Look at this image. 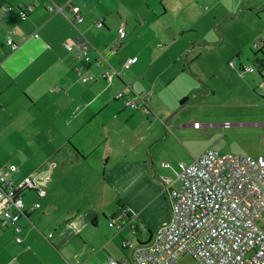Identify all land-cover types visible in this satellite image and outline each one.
I'll use <instances>...</instances> for the list:
<instances>
[{
    "label": "crops",
    "instance_id": "0c3cea01",
    "mask_svg": "<svg viewBox=\"0 0 264 264\" xmlns=\"http://www.w3.org/2000/svg\"><path fill=\"white\" fill-rule=\"evenodd\" d=\"M73 2L83 16L76 26L63 14L49 12L48 0H0V14L9 7L0 18V168L15 185L32 175L43 186L50 183L43 196L35 190L23 193L26 215L19 231L2 224L0 210V264H110L113 255L129 259L125 251L132 248L124 242L134 240L125 239L123 229L136 235V245L145 244L170 222L171 199L162 177L169 178L168 187H180L179 164L191 163L210 148L200 136L264 125V111L255 117L249 113L254 107L232 100L238 98L235 93L222 97L213 88L207 97L217 96L216 101L205 104L202 98L192 106L196 110L187 111L189 96L208 85L193 73L203 55V48H195L202 38L194 35L190 44H174L186 26L154 28L151 40L130 51L137 28L127 40L125 0ZM28 4L34 10L22 19L20 9ZM145 5L131 8L129 17L144 22L165 12L148 1ZM212 6L216 22L234 24L236 39L247 33L264 45V0H214ZM156 18L151 17V25ZM121 26L126 30L122 40L115 34ZM79 31L90 40L92 58L103 54L122 77L110 84L102 77L106 63L86 66L66 49ZM226 37L224 29L222 40ZM9 38L16 47L7 43ZM155 40L165 43L153 45ZM111 46L118 48L115 53ZM240 50L234 51L239 58ZM133 57L137 61L124 68ZM256 60L259 78L251 73L249 88H264L263 58ZM76 68L97 78L83 82ZM119 92L126 98L152 96L132 109L116 98ZM205 107L212 111L202 113ZM91 180L94 189L87 187ZM108 195L113 205L107 204ZM37 202L40 207L30 210ZM113 218L121 222L120 229L110 226Z\"/></svg>",
    "mask_w": 264,
    "mask_h": 264
},
{
    "label": "built area",
    "instance_id": "2783aa9c",
    "mask_svg": "<svg viewBox=\"0 0 264 264\" xmlns=\"http://www.w3.org/2000/svg\"><path fill=\"white\" fill-rule=\"evenodd\" d=\"M48 2L49 12L63 14L74 26L83 21L81 9L73 0H65V6L54 0ZM33 10L34 6L29 4L21 7L20 17L26 19ZM8 11L9 7H3L0 18ZM97 25L102 27L104 23L99 20ZM118 35L120 40L126 37L124 26L118 29ZM7 43L16 47L11 38ZM65 47L75 52L86 65L100 67L106 63L107 69L102 77L108 83L122 77V70L113 67L103 54L100 58H92L90 40L83 32L79 31L75 41ZM253 48L264 52V45L254 43ZM117 49L111 46L110 51L115 53ZM136 61L137 57L130 58L123 66L127 68ZM230 65L234 66V61ZM245 69L254 72L253 67ZM76 72L83 82L97 78L93 73L83 74L79 68ZM151 96L148 92L126 98L123 92H119L116 98L124 99L127 107L135 109L139 106L138 101L145 105ZM195 125L199 126L198 123ZM162 166L169 167L170 164L163 162ZM11 168L15 169L14 166ZM179 168L177 178L181 184L178 189L168 187L169 178L162 177L171 199L170 222L154 231L145 244L134 245L130 240L124 242V246L132 248L136 264H182L180 258L185 254L191 255L199 264H264V156L254 159L207 150L191 163H180ZM40 185L41 182L31 177H25L15 185L0 168L3 225L20 230L19 221L26 215L22 195L35 190L43 196ZM39 207L37 202L30 210ZM110 226L120 229L121 222L113 218ZM17 242H20L19 238ZM129 262V259L117 261L110 258V264Z\"/></svg>",
    "mask_w": 264,
    "mask_h": 264
},
{
    "label": "rangeland",
    "instance_id": "374dc122",
    "mask_svg": "<svg viewBox=\"0 0 264 264\" xmlns=\"http://www.w3.org/2000/svg\"><path fill=\"white\" fill-rule=\"evenodd\" d=\"M125 1L126 2H123L122 5L123 8H127L128 11H123L124 16L122 19L127 17V12L129 11V16L133 15V10L131 11V8L137 7V5H142L143 8H146L147 6L145 5V1H148L154 7L165 11L161 16H157L156 12L151 16L157 17L156 23L153 25L150 24L152 21L151 17H149L148 20L146 17L144 22H140V20H137V18L134 17L131 18L128 16V18H126L128 20V24L126 26L128 32L127 40L133 36V32L137 28L135 40L130 46V51L151 40L154 36V28H177L178 26H186V32L182 34L180 39H177L176 43H174L176 45H184L186 41L188 44H190L194 35L202 38L198 40L195 48H203V55L202 58L197 62L195 69H193V73L195 75L196 73L201 75L203 77L201 81L205 83L204 85L208 86H206L204 90L195 91L189 96L191 104L186 107L187 111L196 110V107L192 106H194L197 101L201 102L202 98H205V104L207 102L211 103L212 101H216V99H218L217 96L213 95L209 98L207 97L208 95H212L213 89H216L217 95L224 97L223 95L235 93L238 98H233L232 100L241 101L243 104H249L251 106L250 108L254 107L250 112L248 111L251 115L256 117L262 114L264 111V88H257V86L256 88H249L248 80L249 78H252L251 73L253 72L245 69L246 67H253L254 72H256V76L259 78L257 72H259L261 66H259L256 59L257 57H259V59H264V54L259 51L261 49L254 50L253 45L255 42L261 46V38H250V35L245 33L242 39L237 38L239 40L238 41L235 36L232 35V33L235 31L233 23H227L226 25L221 26L219 23L221 21L216 22L212 6L214 0H197V2H193L192 0ZM114 13L120 21L117 11ZM142 18H144V16ZM134 26L136 27L135 30ZM224 29L227 37L223 41L222 31H224ZM241 30L242 29H239L238 32ZM115 34H118L117 30L115 31ZM157 41L158 40L153 41L152 44H159ZM162 43L159 45H162ZM238 47H242V50H240V58L239 56H236L237 53L234 52ZM123 50L124 48H120V53ZM255 51L257 52L256 54H254ZM257 54L259 55L257 56ZM157 55L159 56V54H156V56ZM192 55L193 54L191 53L190 57ZM231 61H234V66L230 65ZM188 71L190 70L188 69ZM211 111L212 109L207 107L201 109L202 113L209 114ZM262 121H264V118H262ZM199 138H202L203 146H210L208 150H214L220 154H232L244 157L247 156L254 159L258 158L259 156H264V125L251 128H242L229 132L223 131L221 129L215 131L209 130V135H205L204 137L200 136ZM75 159L76 158L74 154L73 160ZM30 177L37 179L35 178L36 176L33 175ZM75 183L76 182H72L70 185ZM87 183V187L92 189L96 188L97 186L93 185L94 182L92 180L87 181ZM49 186L50 183L44 186L40 185L42 191ZM27 194L30 195L33 194V192H29ZM33 196H35V194H33ZM106 201L108 205H113L112 195H108ZM123 237L125 239H133L134 244L136 242V235H130L127 228L123 229ZM118 250L121 252L120 249ZM125 252L127 254L126 257H128L130 260V264H136L133 259L132 250L127 249ZM125 252H121V254L124 255ZM112 257L117 261H122L124 259V257L119 258L116 255H113ZM180 262L182 264H199V262L189 254L183 255L180 258ZM102 264L109 263L108 261L106 262L104 260Z\"/></svg>",
    "mask_w": 264,
    "mask_h": 264
},
{
    "label": "trees",
    "instance_id": "16d2710c",
    "mask_svg": "<svg viewBox=\"0 0 264 264\" xmlns=\"http://www.w3.org/2000/svg\"><path fill=\"white\" fill-rule=\"evenodd\" d=\"M86 65V64H85ZM86 66H89V65H86ZM82 80V79H81ZM83 81V80H82ZM93 81V80H92ZM89 82V81H88ZM185 100V99H184ZM184 100H182V102H184Z\"/></svg>",
    "mask_w": 264,
    "mask_h": 264
},
{
    "label": "flooded vegetation",
    "instance_id": "af4514ba",
    "mask_svg": "<svg viewBox=\"0 0 264 264\" xmlns=\"http://www.w3.org/2000/svg\"><path fill=\"white\" fill-rule=\"evenodd\" d=\"M263 54H264V52H263ZM263 61H264V59H263Z\"/></svg>",
    "mask_w": 264,
    "mask_h": 264
},
{
    "label": "water",
    "instance_id": "95a60500",
    "mask_svg": "<svg viewBox=\"0 0 264 264\" xmlns=\"http://www.w3.org/2000/svg\"><path fill=\"white\" fill-rule=\"evenodd\" d=\"M42 184V183H41ZM43 185V184H42Z\"/></svg>",
    "mask_w": 264,
    "mask_h": 264
}]
</instances>
